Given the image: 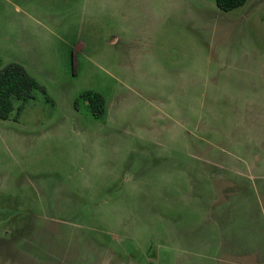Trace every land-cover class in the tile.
Returning a JSON list of instances; mask_svg holds the SVG:
<instances>
[{
	"label": "rangeland",
	"instance_id": "rangeland-1",
	"mask_svg": "<svg viewBox=\"0 0 264 264\" xmlns=\"http://www.w3.org/2000/svg\"><path fill=\"white\" fill-rule=\"evenodd\" d=\"M263 46L264 0H0V69L43 89L0 118V264H264V122L235 97Z\"/></svg>",
	"mask_w": 264,
	"mask_h": 264
},
{
	"label": "trees",
	"instance_id": "trees-1",
	"mask_svg": "<svg viewBox=\"0 0 264 264\" xmlns=\"http://www.w3.org/2000/svg\"><path fill=\"white\" fill-rule=\"evenodd\" d=\"M246 0H215L217 7L229 11L245 3ZM41 88L39 83L18 63H8L0 69V118L8 119L14 110L13 100H19L16 116L22 109V103L32 97L33 90ZM42 89V88H41ZM43 90V89H42ZM80 97L88 101L94 115L103 113L105 99L95 90H85Z\"/></svg>",
	"mask_w": 264,
	"mask_h": 264
},
{
	"label": "crops",
	"instance_id": "crops-1",
	"mask_svg": "<svg viewBox=\"0 0 264 264\" xmlns=\"http://www.w3.org/2000/svg\"><path fill=\"white\" fill-rule=\"evenodd\" d=\"M251 56H252L251 59L254 60V63L260 64L262 62L261 65L264 67V46L262 47V49L254 47ZM235 76H237L236 73H235ZM249 76L251 77L250 85L248 86L250 89L247 88L245 90L242 88L240 90H235V97H238V94L242 95L245 92L248 93L249 107L247 108V124L250 118V113H252L253 115H256L255 117L258 119V121L264 122V70H263V74L258 76L256 74V68H255L253 73ZM257 77H258V80L260 81L259 83H256ZM236 84H237V81H235V88H236ZM238 115H239V111L235 107V146L245 145V144L248 145L250 144V142H254V138L256 137L250 135L252 130H249L247 136L240 135L241 133L239 131L241 127L244 129H247V128L249 129L250 126H248L247 124L246 126L245 125L241 126L242 122L239 123ZM246 156H247V159L245 158L244 161L245 160L249 161L248 167L250 170H256L259 167L257 162H260L261 160H262L261 167L264 166V155L262 158V155H260L259 153L255 155L252 149H248L246 152ZM259 171H261L260 176L263 177L264 168H259ZM262 189L264 191V182L262 183Z\"/></svg>",
	"mask_w": 264,
	"mask_h": 264
}]
</instances>
